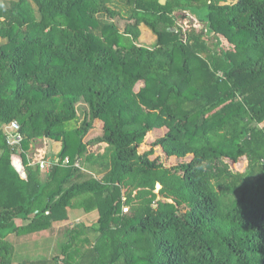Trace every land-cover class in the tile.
<instances>
[{
  "label": "trees",
  "instance_id": "obj_1",
  "mask_svg": "<svg viewBox=\"0 0 264 264\" xmlns=\"http://www.w3.org/2000/svg\"><path fill=\"white\" fill-rule=\"evenodd\" d=\"M161 1L10 0L0 9V241L48 229L77 204L97 207L98 238L119 232L103 264H264V0ZM186 12L199 30L177 23ZM100 17L127 23L119 31ZM141 25L155 35L151 47L137 43ZM95 120L103 125L91 142L105 147L86 161L98 177L73 165ZM12 121L19 148L1 129ZM164 126L151 145L189 161L166 166L152 149L138 152ZM36 138L61 142L57 159L70 158L44 182L25 156ZM12 154L24 177L7 175ZM242 157V172L224 161ZM95 248L75 264H96ZM8 252L0 246V264H13Z\"/></svg>",
  "mask_w": 264,
  "mask_h": 264
},
{
  "label": "rangeland",
  "instance_id": "obj_2",
  "mask_svg": "<svg viewBox=\"0 0 264 264\" xmlns=\"http://www.w3.org/2000/svg\"><path fill=\"white\" fill-rule=\"evenodd\" d=\"M234 0H227V2H233ZM10 0H0V9L6 10L9 7ZM33 12L35 13L34 9ZM36 14V13H35ZM186 18H180L177 23L181 25L182 29H190L193 27L195 30H199L202 24L188 12L185 13ZM75 16V15H73ZM102 20L113 21L116 24L119 31H123L127 21L122 18L109 19L107 17H100ZM83 26H90L89 23H83L82 20L78 22ZM208 45L213 46L215 39L213 37H204ZM4 40L0 38V43ZM155 41V35L144 25L140 26V36L137 43L143 46L151 47ZM202 61H207L205 55H198ZM85 106L80 104L78 106V113L80 119L83 117L82 111ZM102 121L95 120L93 127L88 131V133L83 137V143H86V149L81 156H79L80 169L85 173L91 174L94 177L100 176L98 174V166L94 164L91 166L89 162L86 161V156L88 154H98L101 153L105 147L104 143H92L91 140L101 133ZM3 133L6 134L10 132V128L7 125L1 126ZM8 130V131H6ZM167 131V127L154 128L153 130L147 132L142 143L138 146V152L142 153L150 149L153 150L150 158L158 159L166 166L178 165L183 162H187L190 159V155L185 158L176 157H166L160 146H152V142L158 137L162 136ZM61 148V142L51 140L48 138H36L34 139L27 150L25 151L26 159L29 158L32 164H29L31 169L38 167V180L41 182L46 181L48 174V169L50 167V162H54L57 159V153ZM0 149V154H1ZM69 157V156H68ZM48 163V166L40 168L38 165L39 159ZM229 168L232 171L242 172L246 169L247 160L242 157L237 162H232L228 159H224ZM60 167H66L65 165L58 164ZM29 166V167H30ZM13 170V171H12ZM24 168L21 170H16L11 164L7 175L9 177H15V174L24 177ZM49 186L52 184L49 183ZM47 191L45 186L42 194ZM40 195L39 201L45 195ZM41 206L40 202H36L34 208H39ZM68 218L65 220H60L53 222L48 229L33 231L23 234H8L4 240L1 239L0 246H9L11 261L13 264H17L18 261L23 259L29 260H40L48 259L51 260L53 257H57V264H75L81 260V257L88 249L91 247H97L100 251L98 261L96 264H103L113 253L115 248V242L121 238L117 234H107L102 237H97V232L93 231V227L96 226V220L98 217L97 207L92 206L91 209L86 211L82 206L74 204L73 207L67 209ZM96 249V248H95ZM96 249V250H97ZM98 251V252H99ZM1 254L4 255V249H1ZM17 260V261H16Z\"/></svg>",
  "mask_w": 264,
  "mask_h": 264
},
{
  "label": "built area",
  "instance_id": "obj_3",
  "mask_svg": "<svg viewBox=\"0 0 264 264\" xmlns=\"http://www.w3.org/2000/svg\"><path fill=\"white\" fill-rule=\"evenodd\" d=\"M7 126L11 130L10 132H7L5 134L7 144L10 145L11 147L19 148L22 136L18 132V124L15 121H12ZM10 162L13 166H14L13 163H19L21 165V168H24L22 164V159L18 154H12L10 158ZM27 162L29 164H32L29 158H27ZM52 164H62V165L67 166L70 164V158L68 156H64L60 159H56L54 162H50V165ZM38 165L40 168H44L45 166H48V163H46L43 160V158H41L39 159ZM73 165L80 168L79 159H76L73 162Z\"/></svg>",
  "mask_w": 264,
  "mask_h": 264
},
{
  "label": "water",
  "instance_id": "obj_4",
  "mask_svg": "<svg viewBox=\"0 0 264 264\" xmlns=\"http://www.w3.org/2000/svg\"><path fill=\"white\" fill-rule=\"evenodd\" d=\"M164 3V0L161 1ZM16 170H21V165L19 163H13Z\"/></svg>",
  "mask_w": 264,
  "mask_h": 264
},
{
  "label": "crops",
  "instance_id": "obj_5",
  "mask_svg": "<svg viewBox=\"0 0 264 264\" xmlns=\"http://www.w3.org/2000/svg\"><path fill=\"white\" fill-rule=\"evenodd\" d=\"M3 130H5V129H3ZM6 131H8V130H6Z\"/></svg>",
  "mask_w": 264,
  "mask_h": 264
}]
</instances>
